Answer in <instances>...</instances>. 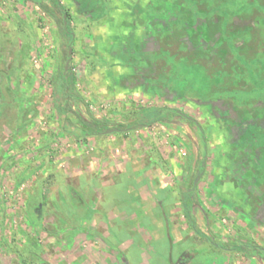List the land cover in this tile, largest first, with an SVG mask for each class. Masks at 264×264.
<instances>
[{
	"label": "rangeland",
	"instance_id": "1",
	"mask_svg": "<svg viewBox=\"0 0 264 264\" xmlns=\"http://www.w3.org/2000/svg\"><path fill=\"white\" fill-rule=\"evenodd\" d=\"M39 2L61 19L50 0H0V264H264L254 250L214 244L264 248V157L251 173H234L239 155L231 158V137L218 123L228 111L245 114L255 125L247 142H264V44L256 40L264 0H107L108 14L94 16L60 0L74 37ZM230 22L240 27L232 37ZM224 33L233 60L259 61L227 74L193 61L207 63L214 48L202 40ZM71 41L79 98L66 116L74 125L96 117L109 128L133 126L137 110L167 106L197 119L206 153L200 133L178 115L125 132L63 130L53 87ZM199 49L210 54L201 59ZM222 58L215 61L225 67ZM188 189L197 226L212 242L182 211Z\"/></svg>",
	"mask_w": 264,
	"mask_h": 264
},
{
	"label": "trees",
	"instance_id": "2",
	"mask_svg": "<svg viewBox=\"0 0 264 264\" xmlns=\"http://www.w3.org/2000/svg\"><path fill=\"white\" fill-rule=\"evenodd\" d=\"M50 1L60 11V13L62 15L61 19H58V17L53 13V11L51 10V8L49 7L48 4L43 3V2H39V6L44 11H46L51 17H53L57 22H59L63 34L64 33L65 34L66 33L72 34L74 37V33H73V30L71 27V16L68 13V10L61 5L60 0H50ZM219 2H224V0H219ZM219 5L220 4H217V6H219ZM263 6H264V4H263ZM259 9L261 12L264 13V7L261 6ZM228 15L229 14H227V16ZM228 20H229V18H228ZM230 21H231V18H230ZM232 21H234V19H232ZM263 21H264V19H263ZM231 25L233 28H230V31L228 34L229 36L231 34L230 33L231 30H234V31L240 30L239 29L240 27H237L238 25L234 26L232 23H231ZM245 27L250 28V26H248L247 24H245ZM246 29H244V30H246ZM262 33H263L262 35L259 34L256 37V40H258L260 43L262 42L264 44V32H262ZM203 34L204 33L202 32L201 35L203 36ZM220 35L215 34L213 39H211V37L209 36L210 40H208L206 37L201 42V43H205L208 45L207 48L204 47L206 49H208L210 47L214 48V51H212V54H211L213 57L209 58L207 63L205 62V64H203V61H200L199 59H196V58L193 59V61L201 64L202 68L204 67L205 70H212L215 72L223 71V73H226V74L230 73V70H231L230 67L237 70L239 68V65L247 66L250 62H253V61L256 62L257 60L259 61V59H257V60L251 59L252 56L250 59H246V58L242 57L243 60H242V62L240 61V64H239L238 61L233 60L234 57L232 58V56H230L228 54L232 51V49L235 46V44H233V42H232L233 38L231 39L232 34H231V37H229L228 35L226 36V33H224L223 39L222 38L220 39ZM70 45L73 46V41L70 42ZM198 46L199 45H197L196 48H198ZM199 50H198L199 53L197 54L199 56V58L202 57L201 56L202 54L206 55V57H208V54H210L209 51L206 52L204 50L205 53H201L202 49H199ZM218 52H219L220 57L216 58L218 55ZM215 53H216V55H215ZM67 56H68V52H67ZM222 57H224L226 60L225 67H223L224 65L221 62L215 61V59H220ZM228 64H230V65H228ZM231 71H233V69ZM235 74H237V72H235ZM74 87H75V79H74V74L72 72V68H71V66H69V68L67 70H65V66H64L60 71H58L57 76H56V82H55L54 87H53L54 104H55L59 114L62 117L61 119H62L63 130H65L66 132H69V133H78L81 136H86L89 134L90 135L98 134L97 132H101V131H104L107 128H109L107 125L106 119L101 120V119L93 118V121L89 122L86 119L81 117L80 121H82V123H81V126H79V125H74L70 121V119L67 118L66 114H67V111L70 109L69 100L71 98H74V97L79 98L78 95L76 94L75 90H74ZM229 92H231V94H238L239 93L238 90H232ZM228 94H230V93H228ZM263 102H264V100H263ZM136 114L139 117L137 122L143 123L144 126H148V125H151V124L157 123V122L169 121L170 115L177 114V110L174 108L167 107V106H156V107H152V108H141L140 110L136 111ZM244 115L245 114L234 113L232 116V120L228 119L226 121L230 122L229 124L233 123L232 124L234 126L233 132L235 134L238 133V135L236 137H233L232 140H233V143L235 142L234 144L236 145L237 151H239V152H237V156L241 155V161H240L241 165H243L244 168H247V170H251L250 168L252 166L253 160L254 159L258 160L264 154V142H262V144L257 145V146L253 145L254 143H252V142H247V140H246L248 137L247 132H248L250 126L252 127V125H254V123L249 122L247 120V118L245 119ZM259 116H256V118H257V119H255V121L257 120L256 123L258 122ZM262 117L263 116H261V118ZM119 126H123V125H119ZM199 132H200L201 137L204 139V133L200 128H199ZM243 141H246L247 144L245 145L244 150H241L240 145ZM241 151L243 152V154L241 153ZM185 193H186V195L184 196L183 205H182L183 213H184L185 217L187 218L190 226L193 228V230L197 234L202 236L203 239L208 240L209 239L208 236L206 234H204L197 227L195 217L192 213L191 203L188 200L189 196L195 195V192L193 190H186ZM216 244L222 245L224 247H229L232 250H237V251H241V252H247L250 249H256V250H258L260 255L264 257V250L259 245L254 244V243H250V242H246L243 240L234 239L233 241H231L230 243H227V244H224L221 242H216Z\"/></svg>",
	"mask_w": 264,
	"mask_h": 264
},
{
	"label": "flooded vegetation",
	"instance_id": "3",
	"mask_svg": "<svg viewBox=\"0 0 264 264\" xmlns=\"http://www.w3.org/2000/svg\"><path fill=\"white\" fill-rule=\"evenodd\" d=\"M159 2H161V1H159ZM227 104H229V103H227ZM175 109V108H174ZM177 110V114H174V115H170V119L171 118H173L174 116H181V117H183V118H185L192 126H194L196 129H197V131L199 132V128L203 131V128L201 127V125H200V123L197 121V119H195L193 116H191V115H189V114H187V113H185V112H183V111H181V110H178V109H176ZM225 110V111H224ZM229 109H224L223 108V111L224 112H227ZM183 113L184 114H186V115H189V116H191L192 118H193V120H189V119H187V117H185L184 115H183ZM234 113H237V111H233V110H231V111H228V116L230 117V119L232 120V116H233V114ZM83 118V117H82ZM93 118H96V117H92L91 118V120H87V121H89V122H92L93 121ZM247 117H245V119H246ZM79 119H81V117H79ZM98 119V118H97ZM138 119H139V117H138ZM261 119H263L264 120V116L261 118ZM260 119V120H261ZM101 120H105L104 118L103 119H101ZM228 120V119H227ZM230 120V121H231ZM247 120L249 121V119L247 118ZM260 120H258V122L257 123H259V121ZM170 121V120H169ZM169 121H166V122H169ZM81 123H82V121H81ZM218 123L220 124V126H219V129L220 130H225L229 135H230V140H228V144L231 146H229L230 147V151L232 152L231 154H230V156H231V158L232 159H234V157L236 156L237 157V152H239V151H237V149H236V145L233 143V140H232V138L233 137H236L237 135H238V133L237 134H235L234 132H233V129H234V126L232 125L233 123H231V124H229L230 122H227V121H223V122H220V121H218ZM133 126H138V128H141V127H145L144 126V124L143 123H140V122H136L135 123V125H133ZM133 126H119V125H117L116 127L117 128H120L121 129V131L122 132H124L123 131V129H125V128H131V127H133ZM231 126V127H230ZM233 126V127H232ZM262 129H264V125H262ZM108 129V128H107ZM97 133H100V132H97ZM200 133V132H199ZM90 135V134H89ZM93 135H96V134H93ZM233 135V136H232ZM200 137H201V135H200ZM201 141H202V145H203V148H204V152L206 153V150H207V139L205 138V135H204V139L201 137ZM205 142V143H204ZM233 155V156H232ZM262 157H264V154H263V156ZM261 157V158H262ZM260 159V158H259ZM259 159L257 160V159H254L253 160V163H252V166H251V170H250V173L252 172V170L254 169V163H256L257 161H259ZM232 160H229V162H231ZM240 161H241V155H239V157L236 159V160H234V167H233V169H232V171H234V173H245V172H249V170H247V168H244L243 167V165H241V163H240ZM203 162H206L205 160H202L201 162H200V167H201V169H200V172H203L204 171V169H205V165H202V163ZM228 167H229V165H227V170H228ZM228 171H224L223 173H227ZM231 173H233V172H231ZM199 174V173H198ZM197 174V175H198ZM197 175H196V177H197ZM195 180H196V178H195ZM193 186H196L195 185V181H194V183H193ZM188 190H193V189H188ZM184 192H186V191H184ZM191 198H192V196H189V202H190V200H191ZM183 199H184V197H183ZM191 207H192V200H191ZM182 205H183V201H182V203H181ZM39 206H41V205H39ZM39 207H37V209H36V212H38L39 211V209H38ZM182 211H183V209H182ZM194 215V214H193ZM195 217V216H194ZM187 219V218H186ZM188 221V220H187ZM195 221H196V218H195ZM196 225H197V223H196ZM198 227V226H197ZM205 234V233H204ZM209 238V237H208ZM209 241H211L212 242V239H208ZM217 242V241H216ZM216 242H214V244L216 245V246H218V247H220V248H223V249H230L229 247H224V246H222V245H219V244H216ZM250 243H253V242H250ZM254 244H256V243H254ZM257 245H259V244H257ZM260 246V245H259ZM263 250H264V248L262 247V246H260ZM250 250H254V251H256V253L261 257V258H264L263 256H261L260 255V253L258 252V250H256V249H250ZM249 250V251H250Z\"/></svg>",
	"mask_w": 264,
	"mask_h": 264
},
{
	"label": "crops",
	"instance_id": "4",
	"mask_svg": "<svg viewBox=\"0 0 264 264\" xmlns=\"http://www.w3.org/2000/svg\"><path fill=\"white\" fill-rule=\"evenodd\" d=\"M86 1L87 0H74L75 4L78 7L80 6V8H83V11H85L86 13H88L89 16L90 15L91 16H94L95 14H97V12H95V11H97L99 9L100 10H104V14L105 15L108 14L109 10H108L107 6H106V9L105 8L103 9V2L105 3V1H106V3H107V0H91V1L88 0L87 5H85ZM98 15H99V13H98ZM115 57H116V55H115Z\"/></svg>",
	"mask_w": 264,
	"mask_h": 264
},
{
	"label": "water",
	"instance_id": "5",
	"mask_svg": "<svg viewBox=\"0 0 264 264\" xmlns=\"http://www.w3.org/2000/svg\"><path fill=\"white\" fill-rule=\"evenodd\" d=\"M71 53H72V46L70 45V48H69V51H68V56H67V59H66L65 70H67L69 68V66H70ZM183 115L185 117H187V119L193 120V118L191 116L186 115L184 113H183ZM137 128H138V126H133L131 128H125V129H123V131L125 132V131H128V130H135ZM114 132H121V129L117 128V127H111V128H108V129H106L104 131H101V133H99V134H109V133H114ZM202 165H205V162H203ZM201 175H202V172H199V174L197 175L196 180H195V185H197V183L200 181Z\"/></svg>",
	"mask_w": 264,
	"mask_h": 264
}]
</instances>
